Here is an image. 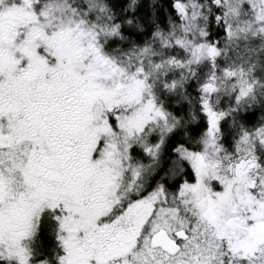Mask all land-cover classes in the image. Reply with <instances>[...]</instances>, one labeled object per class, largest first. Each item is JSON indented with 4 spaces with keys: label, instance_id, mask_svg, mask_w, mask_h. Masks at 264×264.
<instances>
[{
    "label": "snow or ice",
    "instance_id": "obj_1",
    "mask_svg": "<svg viewBox=\"0 0 264 264\" xmlns=\"http://www.w3.org/2000/svg\"><path fill=\"white\" fill-rule=\"evenodd\" d=\"M0 264H264V0H0Z\"/></svg>",
    "mask_w": 264,
    "mask_h": 264
}]
</instances>
